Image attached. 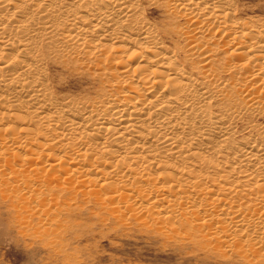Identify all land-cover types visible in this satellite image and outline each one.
<instances>
[{"label": "bare ground", "instance_id": "bare-ground-1", "mask_svg": "<svg viewBox=\"0 0 264 264\" xmlns=\"http://www.w3.org/2000/svg\"><path fill=\"white\" fill-rule=\"evenodd\" d=\"M236 5L0 0L4 197L46 221L54 196L96 191L120 220L195 224L207 247L264 260V133L233 140L240 111L264 108V21ZM68 63L99 84L58 100L47 69Z\"/></svg>", "mask_w": 264, "mask_h": 264}, {"label": "rangeland", "instance_id": "rangeland-1", "mask_svg": "<svg viewBox=\"0 0 264 264\" xmlns=\"http://www.w3.org/2000/svg\"><path fill=\"white\" fill-rule=\"evenodd\" d=\"M234 1L236 20L264 21V0ZM145 16L157 24L165 18L156 5L146 6ZM163 40L169 44L168 38ZM68 66L66 70L59 65L47 69L58 100L64 95L82 96L85 88L98 86L97 79H91L84 68ZM240 112L233 140L264 133V108L257 112L245 107ZM95 192L54 196L58 210L41 221L17 208V200L4 197L0 184V264H264V260L249 263L230 251L211 249L212 235H202L195 224L180 227L175 217L174 228H162L161 219L149 213H123L120 220L115 217L118 211L99 201ZM167 216L171 217L161 215Z\"/></svg>", "mask_w": 264, "mask_h": 264}]
</instances>
